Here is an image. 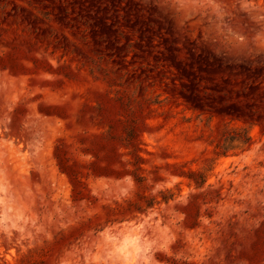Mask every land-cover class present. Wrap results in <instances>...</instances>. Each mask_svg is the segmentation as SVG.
Wrapping results in <instances>:
<instances>
[{"label":"rangeland","instance_id":"rangeland-1","mask_svg":"<svg viewBox=\"0 0 264 264\" xmlns=\"http://www.w3.org/2000/svg\"><path fill=\"white\" fill-rule=\"evenodd\" d=\"M0 264H264V0H0Z\"/></svg>","mask_w":264,"mask_h":264},{"label":"trees","instance_id":"trees-1","mask_svg":"<svg viewBox=\"0 0 264 264\" xmlns=\"http://www.w3.org/2000/svg\"><path fill=\"white\" fill-rule=\"evenodd\" d=\"M202 183H203V182H202ZM202 183L198 184V186H201V185H202Z\"/></svg>","mask_w":264,"mask_h":264},{"label":"bare ground","instance_id":"bare-ground-1","mask_svg":"<svg viewBox=\"0 0 264 264\" xmlns=\"http://www.w3.org/2000/svg\"><path fill=\"white\" fill-rule=\"evenodd\" d=\"M229 160V159H228ZM227 161V160H226ZM223 162H224V160H223ZM225 163V162H224Z\"/></svg>","mask_w":264,"mask_h":264}]
</instances>
